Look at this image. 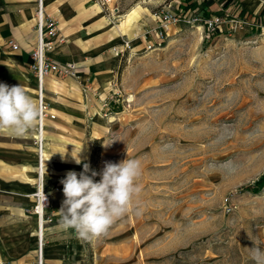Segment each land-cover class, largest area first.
Instances as JSON below:
<instances>
[{
	"label": "rangeland",
	"instance_id": "obj_1",
	"mask_svg": "<svg viewBox=\"0 0 264 264\" xmlns=\"http://www.w3.org/2000/svg\"><path fill=\"white\" fill-rule=\"evenodd\" d=\"M170 1L185 19L222 24L181 22L165 30L160 46L152 39L151 48L115 47L119 63L106 87L75 78L82 126L78 119L62 135L81 146L45 148L51 221L43 228V264H253V243L264 248V12L235 0ZM104 15L111 24L121 17ZM5 52L2 62L14 61ZM93 150L97 173L106 161L138 160L141 192L106 235L82 241L60 225V181L83 170L70 153L83 152L90 165ZM18 223L0 221V264H38L35 223Z\"/></svg>",
	"mask_w": 264,
	"mask_h": 264
},
{
	"label": "crops",
	"instance_id": "obj_2",
	"mask_svg": "<svg viewBox=\"0 0 264 264\" xmlns=\"http://www.w3.org/2000/svg\"><path fill=\"white\" fill-rule=\"evenodd\" d=\"M0 0V83L9 86L21 85L26 93L37 101V82L30 70L28 53L36 46L34 0H9V6ZM118 2L122 15L118 23L111 24L97 5L87 0H45V14L56 20L64 44L49 54L57 62H73L79 67L78 77L84 81L90 77L96 87H106L118 66V60L111 53L115 47L128 44L129 49H141L155 39L159 28L156 14L170 0H114ZM242 8L255 14L264 12L260 0H235ZM3 7H8L5 10ZM176 7V6H175ZM169 27V26H168ZM5 39V40H4ZM16 42L18 50H12L9 42ZM6 45V46H5ZM6 47L8 51L5 52ZM12 53L13 60L2 62L1 53ZM111 53V54H110ZM43 94L50 113L55 119L45 121L46 146H81L76 141L67 142L63 137L72 125L82 126V112L78 106L75 78H58L50 75L44 79ZM72 97L73 100L71 99ZM67 118H74L68 121ZM72 124V125H71ZM34 130L25 137H16L0 131V221L24 222V227L34 224L36 217L31 213L32 199L29 196L37 183V161L33 144ZM71 140V139H70ZM48 157V155L46 156ZM45 173L43 170V179ZM57 180V176H52ZM57 188V187H56ZM55 188V189H56ZM54 189V190H55ZM25 216H31L29 218ZM24 217V220H21ZM50 218V217H49ZM16 224V225H17ZM3 225V224H2ZM53 231L45 228V234ZM49 240V241H48ZM50 243L51 240L48 239ZM19 247L12 252L19 255ZM47 253H55L52 247Z\"/></svg>",
	"mask_w": 264,
	"mask_h": 264
},
{
	"label": "clouds",
	"instance_id": "obj_3",
	"mask_svg": "<svg viewBox=\"0 0 264 264\" xmlns=\"http://www.w3.org/2000/svg\"><path fill=\"white\" fill-rule=\"evenodd\" d=\"M42 118V106L21 85L0 83V131L23 138ZM113 142L105 143L103 147L107 148ZM82 154L70 153L77 165L83 164V170L79 174L68 171L60 181L64 196L59 209L60 225L64 230L74 229L82 241H91L106 235L117 220L133 210V200L141 192L136 181L142 169L138 160L124 159L118 163L104 162L103 169L97 173L83 162ZM97 175L100 176L98 182L93 179ZM253 245L250 248L253 264H264V248Z\"/></svg>",
	"mask_w": 264,
	"mask_h": 264
},
{
	"label": "built area",
	"instance_id": "obj_4",
	"mask_svg": "<svg viewBox=\"0 0 264 264\" xmlns=\"http://www.w3.org/2000/svg\"><path fill=\"white\" fill-rule=\"evenodd\" d=\"M93 5H97L102 9L104 13L109 18H117L121 15V8L118 2L114 0H87ZM45 0H34L35 4V28L37 34L36 46L28 53L32 65L30 70L33 72L37 82V101L40 103L43 109V118L39 121L37 127L34 129L33 144L36 152L37 161V183L34 192L30 194L33 204L31 207V213L40 218L42 223L45 224L50 222L51 219L46 217L45 212L49 207V202L51 198V193L44 190L43 187L39 188V183L42 177V170L46 162V139H45V121L55 119V115L50 113L48 106L44 99L43 94V82L44 79L50 75H54L58 78H76L79 72V67L73 62L60 63L49 57L58 46L64 44V38L60 36V30L58 28V23L53 18L48 17L45 14ZM167 7V6H166ZM162 7L156 18L158 20L159 28L155 33V44L160 46L161 42L165 37V30L170 25H176L178 23L186 24H199L203 28L213 29L222 24V20L219 17H211L207 19H202L200 17L194 16L190 19H185L176 14L172 10ZM9 46L12 50H18V44L16 42L10 41ZM153 45L150 43L147 45L151 48ZM124 47L128 48V44H124ZM42 152L44 153V165L42 163ZM58 192V188L54 190ZM40 233V232H39ZM44 239V238H43ZM39 248L44 242L42 239L38 240ZM40 253V252H39ZM38 264H41V256H38Z\"/></svg>",
	"mask_w": 264,
	"mask_h": 264
},
{
	"label": "bare ground",
	"instance_id": "obj_5",
	"mask_svg": "<svg viewBox=\"0 0 264 264\" xmlns=\"http://www.w3.org/2000/svg\"><path fill=\"white\" fill-rule=\"evenodd\" d=\"M44 157H45V155L42 152V163H43V165H44ZM43 185H44V179H43V170H42V177H41V181L39 183V188L43 187ZM34 223H35V231H34V234L33 235L36 236V240L37 241L39 239H42L44 241V239H43V235H44V232H43L44 224L42 223L41 219L40 218H37V217H36V220H35ZM38 246H39V243H37V251L36 252H37L38 256L39 255L41 256V264H43V243L41 245V249Z\"/></svg>",
	"mask_w": 264,
	"mask_h": 264
},
{
	"label": "trees",
	"instance_id": "obj_6",
	"mask_svg": "<svg viewBox=\"0 0 264 264\" xmlns=\"http://www.w3.org/2000/svg\"><path fill=\"white\" fill-rule=\"evenodd\" d=\"M97 160H98L97 150H93L91 154V158H90V168L96 172H97V166H98ZM259 181L262 182L261 184H264V175L260 178ZM257 186L259 185H256L254 187H257Z\"/></svg>",
	"mask_w": 264,
	"mask_h": 264
}]
</instances>
